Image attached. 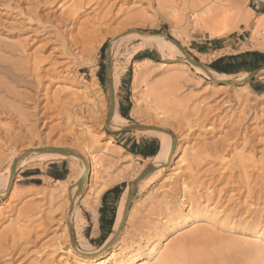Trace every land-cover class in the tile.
I'll return each instance as SVG.
<instances>
[{
	"label": "rangeland",
	"instance_id": "rangeland-1",
	"mask_svg": "<svg viewBox=\"0 0 264 264\" xmlns=\"http://www.w3.org/2000/svg\"><path fill=\"white\" fill-rule=\"evenodd\" d=\"M72 1L60 8L66 1L58 0L42 8L40 14L51 18L62 14L65 19L71 16L68 7ZM202 1L104 0L102 9L91 4L79 11L72 30V25L65 26L69 30L65 33L67 39L82 42L87 35L82 33L83 22L108 13V28L102 25L90 30L89 37L98 40L90 51L69 44L71 57L64 56L57 42L40 54L45 60L44 69L51 70L57 63L58 71L64 70L69 76L54 75L51 70L41 74L45 75L41 87L33 84L25 88L0 73V87L6 85L14 92L0 89V178H5L12 157L18 155L22 160L33 156V152L23 156L27 148H56L54 144L68 130L66 118L62 119L65 113L74 119L70 128L77 141L67 138L62 148L87 155L93 163L91 178L80 194L84 227L72 230L67 223V193L80 175L81 162L67 157L26 166L18 163L13 186L0 199V264H80L79 252L96 253L88 256L89 260L106 261L112 255L123 259V263L130 260L132 252L138 256V264H157L159 257L167 253L178 263L264 264V64L248 72L227 74L234 81L254 72L236 87L222 88L181 56L168 57L150 47L136 52L140 42L133 38L115 44L110 52L116 36L137 31L164 35L209 72L213 71L209 65L221 57L245 52L264 55V37L253 28L254 21L264 13L263 6L254 0H219L221 8L216 12L220 18L207 22L192 16V7ZM16 5L18 10L26 11L34 8L35 2L0 0V65L17 60L9 54L11 44L26 43V54L32 56L45 42L54 41L47 35L36 39L10 32L17 20L22 21ZM216 32L224 34L216 36ZM243 45L249 47L242 49ZM108 54L110 70L120 82L114 93L117 115L126 113L129 125L159 126L176 142L175 156L159 177L138 183L124 228L103 249L113 227L105 241H99L101 197L95 215L87 211L86 201L92 199L94 190L117 180L113 187L120 186L122 193L115 205V201L110 205L116 216L124 191L152 161L131 155L129 146L151 139L157 141L159 149L154 135L110 131L106 127ZM143 54L150 55L154 63L138 65L144 60ZM139 67H147L150 76L133 91L131 80ZM149 87L153 95L145 98ZM23 93L39 98V118L33 117V105L21 97ZM81 98L83 105L79 107H92L97 113L96 123L81 112L72 114L71 103ZM58 100L64 106L59 107L64 115L59 116L55 109ZM33 125L35 132H26ZM109 138L113 144L108 145ZM54 163H62V169H66L63 181L46 177L47 167ZM34 171L40 172L39 178H25L26 173ZM154 242L160 248L156 257L149 254Z\"/></svg>",
	"mask_w": 264,
	"mask_h": 264
},
{
	"label": "bare ground",
	"instance_id": "bare-ground-1",
	"mask_svg": "<svg viewBox=\"0 0 264 264\" xmlns=\"http://www.w3.org/2000/svg\"><path fill=\"white\" fill-rule=\"evenodd\" d=\"M57 1L58 0H34V2H35V5L33 6L34 8H30L26 11L18 10L19 5H16L14 7L15 9H17L18 16H20L22 18V21L18 22V20H17L15 22V24H13L10 27V29H9L10 32H12L18 36L21 35V33L25 34V35L29 34V35H31L30 36L31 38H36V39H38L41 36L47 35V39H49V40L54 39V41H52L51 43H50V41L45 42L43 47H41V48L39 47L40 49H37L34 52V55L32 54V56L26 54V43H22V42L18 41L17 43L10 45L9 54L11 57L16 58L17 60L15 62H11L10 65H7V64L6 65H0V73L5 75L7 78H9L12 82L16 83L18 86L28 88V87H32L33 84H36L37 88H39V87H41L42 79L45 76V75L41 76V74L42 73L48 74L49 71L51 72V70L54 71V73H53L54 75H60L61 74L62 76H65V77L69 76V73L66 75L64 74V70L58 71V68L60 66L57 63L52 64L51 70H48V69L46 70L43 68L45 60L42 57H40L41 52H43L42 51L43 48L47 47L49 44L59 42V44H61V46H62V55L68 56V57H71V51H72L71 45H69V44H72V46H74V45L75 46H81L82 49H84L86 51L87 50L90 51V48H92L93 44L98 41L97 39H94L95 37L94 38L89 37L90 36L89 34L91 33L90 30L95 31L96 26L100 27L102 25H105V26H107V28L110 26L109 24L111 22L108 23L109 18L106 19L108 13H106L100 19L94 18L92 22H88V23L83 22L82 33L83 32L87 33V35H86L87 37L85 36V38L83 39L82 42H79L78 39H76V38H70L69 37L70 39H67L65 37V33H67V31H69L70 29L72 30V27L76 24V20H77L76 18L78 17L79 11L81 12V9L83 7L87 8V6H89L91 4H92V6L95 4L96 9H102L101 7L104 5V0H73L69 4V7H68L69 10L71 9V12L69 11L71 13V16H69L65 19L61 18L62 14H60L57 18H55V16H54V18H51L48 14H47V16L45 15V17H43L40 14V12L42 11V8H46L48 6L51 7L55 3H57ZM65 1L66 2L60 8H64V6H66L69 3V0H65ZM218 1L219 0H204L202 2H196L194 4V6L192 7V16H197V17H199V18H201L207 22H212L214 20L217 21L218 18H220V16H221V15H219L218 12H216L221 8L218 4ZM254 1L257 3H260V2L264 3V0H254ZM96 16H98V15H96ZM104 19L106 21H103ZM54 21H57V23H55ZM248 21L252 22V20H250V19H248ZM67 24L72 25L71 28H69V30L65 29V26ZM61 28H62V30H61ZM253 28L255 30H257L258 32H260L261 36L264 37V13L260 14V20L254 21ZM113 34L117 35L118 31L114 30ZM223 34L224 33H217L216 32L214 35L222 36ZM82 35H84V34H82ZM82 37H84V36H82ZM31 38H30V40H31ZM131 38L136 39L140 42L139 45L135 48L136 52L140 51L144 48L150 47V48L157 49L161 53H165L168 57H173L176 55L181 56L184 58L185 61L188 62L189 58H187V56L184 55L183 51H181V47L179 45H177L175 42L170 41L167 38H165L164 35L143 34V32H137V31L136 32H129L127 34H121L120 36H116V38H114V40L111 42L110 52H111V48L115 44L122 43L124 40L131 39ZM101 39H103V37ZM248 47H249V45H243L242 49H247ZM110 56H111V54H110ZM147 63H154V62L149 60V59H144V60L137 62L138 65H145ZM199 64L201 65V63H199ZM166 66L167 65H164V67H166ZM193 66H195V65H193ZM195 67H196L195 69L197 72L204 73L205 75L208 76L209 79H211L214 83L218 84L219 87H222V88L236 87V85H239L240 83L245 81L246 78L248 77V74H244L240 79L232 81V80H230V77L227 74H221V73H217L214 71L209 72L203 67H198V66H195ZM65 71H66V69H65ZM71 76H72V74H71ZM148 76H150V72H149L147 67H139V68L135 69L132 80H131V89L133 91L138 89L139 86L141 84H143L145 82V80H147ZM110 80H111V88L113 90V93H115L116 92L115 89L120 82H119L118 75L111 70H110ZM0 89L2 90V92H5V93H14L13 89L9 88L6 85H2L0 87ZM153 91H154L153 88L149 87L148 90L146 91L145 95H144L145 98H148L150 95H153ZM27 94L23 93V95L21 97L23 99L31 101V105H33V110H34V113H32V115H33V117H37V112H38L39 106H40L39 105L40 100L38 97L29 96L30 94L29 95H27ZM108 99L110 100L109 91H108ZM82 100H83V98L78 99V101L76 99V101L71 103V107H70L71 109L70 110H71L72 114H76L77 112L78 113L81 112L82 115H85V118L91 119L96 123L98 121L97 115H95V114H97L96 111L94 110V108H93L94 111H92V107H90L89 109L85 106H84V108H80L79 106L83 105V104H81V102L83 103ZM109 100H108V106H106V108H105V111H107V112L109 110ZM135 101L138 102V100H135ZM26 102H28V101H26ZM56 103L59 104V105L56 104V106H55V109L58 112V115L59 116L64 115L65 112L64 111L62 112V110L59 108V107L64 108L63 104L60 105L59 100L56 101ZM87 103L88 102H86V104ZM29 104H30V102H29ZM79 104H81V105H79ZM89 104H87V106H89ZM77 107H79V108H77ZM32 115H31V117H32ZM43 116H45V114H42L41 117H43ZM37 118H39V117H37ZM64 118H66V122L68 124L67 125L68 130H67L66 134L60 138L59 142L54 144V146H56V148L40 147L38 145L37 147H31V148L26 149V151L31 150L33 152V156H28V158H24L22 160H19L20 156H18V155L11 158V160H10L11 163L7 167L8 169H6L7 171H6L5 178H0V191H1L0 192V199L4 198L7 195V193H9L10 189L13 186V183L10 185L11 178L13 177V180H14V177H15V175L12 176L13 165H14V171L16 172V167H17L18 163H21L22 166L23 165L26 166L30 163H44V162L54 161L57 159H65L67 157L79 160L81 162L80 175L77 178L75 184L68 190V193H67L68 194L67 207L70 210L69 214H68L67 223H68L70 230H72V227L74 229H77V228L82 229L84 227L85 220L83 219L81 212H80V200H81L80 194L83 192L85 185L87 184V182L91 178V172L93 170V163L91 162V159L87 155H80V154H77L75 152H74L75 155H71V156H66L63 154L49 152V151H44V152H40V153L36 152V150H38V149H46V150L47 149H63L62 147H64V142L67 138H69L71 142L74 141L76 143L77 139L75 138V135L73 134V131L70 128V126H72L74 124V122H73L74 119L66 116V113H65V117H62V119H64ZM34 121L37 123L39 120L36 119ZM141 125H144V124H141ZM126 126H129L128 121L124 117L117 115L116 104H114L111 119L109 121V124L106 125V127L110 131H121ZM144 126L155 127V126H151V125H144ZM155 128L160 129V130H153V129L137 130L138 133H145V134L154 135L159 141L158 152L154 157L151 158V160H152L151 166L153 167V171L142 180L143 183H146L148 181L151 182V181L155 180L156 178H158L159 174H161L165 170V168L168 166V164L171 163L172 159L175 156L174 149H175V142L176 141H175V139H173V135H171V133L168 132L167 130L160 128L159 126H157ZM35 130H36V126L33 125L32 128L27 130L26 132L34 133ZM165 131H167L168 133H166ZM75 143H74V145H75ZM110 144H113V140L111 138H109V142H108V145H110ZM63 150H66V149H63ZM113 153H115V152L113 151ZM111 155H112V153H111ZM262 164L263 165H261V166H263V167L261 168V170L264 169V162ZM82 177H84L83 184L81 187H79L78 183ZM116 181L117 180H112L110 183L104 184L100 189L94 190V192L91 194L92 199H90V200L88 199L85 203V207H86L87 211H89L93 215L96 214L95 205L98 203L99 198L102 196V194L106 190L113 187V185L115 184ZM130 189H131V187L127 188L123 193V197L120 200L119 207L117 209L116 216L114 219L112 234L106 240V242L103 246V249L106 246H108V244L111 241H114V239L116 237V233L120 227V224H121V221L123 218L126 200H127V196H128ZM182 200H185V199L182 198ZM80 241H81V238H80ZM159 249H160L159 244H157V242H154L149 247V254H153V255H155L154 257H156L159 253ZM79 253H80V255L78 256V259H79L78 262L80 264H138V262H139L138 256H136L132 252L130 253L131 254L130 260L126 263L122 262L123 259L118 260L112 255L106 261L105 260L103 261V260H89L87 258L90 255H95L96 253H90V254H87L84 252L83 253L79 252ZM108 253H111V250ZM157 264H188V263H178V261H175V259L174 260L172 259V255L170 253H167V254L159 257V261L157 262ZM194 264H198V263H194Z\"/></svg>",
	"mask_w": 264,
	"mask_h": 264
},
{
	"label": "trees",
	"instance_id": "trees-1",
	"mask_svg": "<svg viewBox=\"0 0 264 264\" xmlns=\"http://www.w3.org/2000/svg\"><path fill=\"white\" fill-rule=\"evenodd\" d=\"M199 51L204 52V50H201V49H199ZM141 58L151 60V57L148 54H143ZM260 64H264L263 54L259 52H245V53L234 55V56L221 57L213 61L209 65V68L221 74H236L242 71H245V72L251 71L254 68L258 67ZM121 115L124 118H126L127 116L126 113H122V112H121ZM150 156H155V152L152 153V155ZM35 174H39V171L28 172L26 173V176L35 175ZM64 174H66V171H64ZM35 184H38V183H35ZM108 194H114L115 197L117 198L121 194L120 186H116L110 191H108L103 196V201ZM99 212H100L99 225H100V230L102 233L99 241L103 242L110 235L111 228L114 222L115 212L114 210L106 212L104 206L100 209Z\"/></svg>",
	"mask_w": 264,
	"mask_h": 264
},
{
	"label": "water",
	"instance_id": "water-1",
	"mask_svg": "<svg viewBox=\"0 0 264 264\" xmlns=\"http://www.w3.org/2000/svg\"><path fill=\"white\" fill-rule=\"evenodd\" d=\"M259 4L264 7V3L263 2H260ZM167 39L170 40V41H172L169 38H167ZM181 51H183V50L181 49ZM188 62L191 63L192 65H195V66H198V67H203L199 63L194 62V61H192L190 59H188ZM110 69H111V58H110V54H108L107 55V63L105 65V83L107 85V88H108V91H109V96H110V100H109V110H108V116H107V121H106V124L107 125L109 124V121L111 119V116H112V113H113L114 104H115V95H114L113 90L111 88ZM253 74H254V72H250L249 75H248V79L251 78L253 76ZM142 129L160 130V129H157L155 127H147V126H144V125H141V124H136V125L126 126L121 131H123V132H129V131H137V130H142ZM165 132L168 133L167 131H165ZM44 151L59 153V154H63V155H66V156L75 155L74 152L69 151V150H63V149H47V150L46 149H38V150H36V152H39V153L40 152H44ZM29 153H32V151L31 150L25 151V153L23 154V156L24 155H27ZM152 171H153V167L151 165L148 166V167H146L139 174V176L129 185L131 187V189H130V191L128 193V196H127V200H126V205H125V210H124L123 218H122L120 227H119V229H118V231L116 233V237L121 233L122 229L125 226V223L127 221L128 215H129V211H130V208H131L132 200H133V197H134V194H135V191H136V188H137L138 183L141 182ZM14 175H15V171H14V165H13L12 176H14ZM83 179H84V177H82L79 180V183H78L79 187L82 186ZM12 183H13V177L11 178L10 185ZM112 242L113 241H111L108 245H111Z\"/></svg>",
	"mask_w": 264,
	"mask_h": 264
},
{
	"label": "crops",
	"instance_id": "crops-1",
	"mask_svg": "<svg viewBox=\"0 0 264 264\" xmlns=\"http://www.w3.org/2000/svg\"><path fill=\"white\" fill-rule=\"evenodd\" d=\"M215 46H218V44L215 43ZM129 149H130V154L133 155V156H135V157H139L141 159H151L154 156H150V155H152V153H154V152H155V155H156L157 152H158V143H157V141L151 140V139L150 140H147V141H142L141 143L139 141H135L134 143H132L129 146ZM64 171H66V169L65 168L62 169V163H61L60 166H59V163H54V164H51V165H49L47 167L45 175H46V177L48 179H51L53 181H63L65 179V177H66V174H64ZM39 176H40V172H39V174L26 176L25 178L26 179H29V180H31V179L32 180H36L37 178H39ZM35 183H38V182L37 181H33V184L34 185H35ZM114 187H116V186H114ZM114 187L109 188L108 190H106L102 194V196L100 198L99 211H100V209L103 206L105 207L106 212L112 211V208H110V205H112V203L114 201H115L114 202V205H115V203L118 201V199H119L120 196H118L116 198L114 194H108L106 196V198L104 199V201H103V196L108 191H110L111 189H113ZM99 218H100V212H99ZM106 219H107V217H106ZM112 227H113V225H112ZM98 229H99L100 237H101L102 233H101V230H100L99 219H98ZM88 237L89 236L87 235V238ZM100 237L98 239H100Z\"/></svg>",
	"mask_w": 264,
	"mask_h": 264
}]
</instances>
